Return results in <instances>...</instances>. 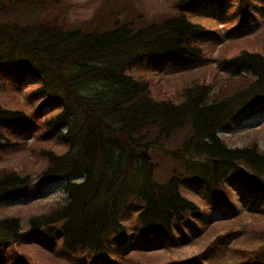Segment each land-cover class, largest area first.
Listing matches in <instances>:
<instances>
[{
  "label": "trees",
  "instance_id": "trees-1",
  "mask_svg": "<svg viewBox=\"0 0 264 264\" xmlns=\"http://www.w3.org/2000/svg\"><path fill=\"white\" fill-rule=\"evenodd\" d=\"M259 1L175 0L147 15L132 0H101L76 21L74 0H0V86L36 85L15 108L0 104V163L14 161L0 166V207L31 194L35 176L40 189L64 185L62 199L25 218L0 211V264H206L236 228L182 259L145 246L182 248L200 229L206 208L189 191L224 214H236L239 189L242 202H264L259 142L221 137L264 113V53L252 38L231 40L210 81L189 79L171 96L131 72L203 60L202 43L219 33L189 15L229 3L241 24ZM25 132L32 144L16 140ZM165 159L174 164L164 172ZM250 230L257 243L240 250V264H264V225Z\"/></svg>",
  "mask_w": 264,
  "mask_h": 264
},
{
  "label": "rangeland",
  "instance_id": "rangeland-1",
  "mask_svg": "<svg viewBox=\"0 0 264 264\" xmlns=\"http://www.w3.org/2000/svg\"><path fill=\"white\" fill-rule=\"evenodd\" d=\"M75 7L73 9L74 19L83 20L87 19L94 10L100 5L101 0H74ZM175 0H132L135 7L142 13L147 15H160L162 13L170 12L174 8ZM229 3H224L222 6L205 5L199 10L192 12L189 19L194 23L201 22L210 25L218 32L219 37L209 38L202 43L205 58L201 61L184 64V65H167L160 69V71L147 70L142 68L145 72L140 70H133L131 74L135 77H140V74L146 75L147 78L154 79L157 83L165 86L166 94L171 96L177 93L181 87L194 78L201 77L202 79L207 76V80L212 79L213 69L217 67V60L222 51L223 45L231 40H246L252 38L258 43V50L264 53V5L259 1L257 5L251 8L254 16H250L248 21L240 24V14L234 13L237 6L229 8ZM235 26L236 29H232ZM240 27L237 29V27ZM142 70V71H143ZM223 76L224 73H222ZM5 86V87H4ZM3 87L0 86V104L3 107L15 108L16 102H26L28 92L36 85L32 81H26L21 89H17L15 85H10L9 82ZM221 137L229 144L230 147L244 146L250 141H258L261 149L264 150V113L243 120L237 125H234L232 130L222 133ZM32 134L23 133L16 137V140H26L27 145L34 141ZM10 160V159H9ZM5 161L2 165L13 164L14 161ZM173 161L165 159L163 162L164 172L167 171L172 165ZM164 172L159 173L164 176ZM38 177L35 176L31 191L32 193L15 202L7 205H2L1 214H12L18 209L21 210V216L26 217L30 208L34 205L44 202L57 201L64 196V185L62 182L55 183L54 185L40 189L38 187ZM237 194V211L234 213H225L216 207H206L204 199L201 198L196 192L189 191L187 196L189 199L196 200L198 203L206 208L205 217L199 224L200 229L195 230L191 235V240L187 245L182 248L168 249L164 243H154L145 246L146 250H159L163 254V259L168 260L171 251H174L175 258H187L200 253L204 250L205 246L212 240H215L225 231L231 228H236V232L229 234L219 240L217 248L208 257L206 264H240L241 253L240 250L247 247H252L257 243V238L253 235L250 227L256 225H264V202L260 199L251 197V200L246 203L242 202L243 193L239 189ZM246 199V198H245ZM255 202V203H254ZM7 206V207H6ZM225 216V218H224ZM193 240V242H192ZM131 243V242H130ZM125 246H122L119 251H123ZM44 257L46 254H54L55 258H62L63 251L59 248L52 247L51 251L47 248L40 249ZM36 252V250H35ZM46 253V254H45ZM159 253V254H161ZM58 257V258H57ZM48 258V257H47ZM64 258V257H63ZM50 264H55V261Z\"/></svg>",
  "mask_w": 264,
  "mask_h": 264
}]
</instances>
